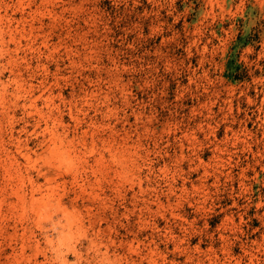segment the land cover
Wrapping results in <instances>:
<instances>
[{"label": "rangeland", "instance_id": "1", "mask_svg": "<svg viewBox=\"0 0 264 264\" xmlns=\"http://www.w3.org/2000/svg\"><path fill=\"white\" fill-rule=\"evenodd\" d=\"M0 264H264V0H0Z\"/></svg>", "mask_w": 264, "mask_h": 264}]
</instances>
